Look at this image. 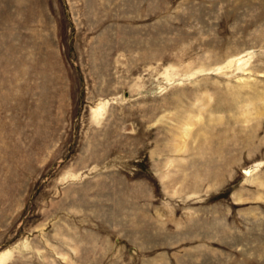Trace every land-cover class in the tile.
<instances>
[{"label":"rangeland","instance_id":"obj_1","mask_svg":"<svg viewBox=\"0 0 264 264\" xmlns=\"http://www.w3.org/2000/svg\"><path fill=\"white\" fill-rule=\"evenodd\" d=\"M0 264H264V0H0Z\"/></svg>","mask_w":264,"mask_h":264},{"label":"bare ground","instance_id":"obj_2","mask_svg":"<svg viewBox=\"0 0 264 264\" xmlns=\"http://www.w3.org/2000/svg\"><path fill=\"white\" fill-rule=\"evenodd\" d=\"M4 257H5L4 254L0 255V262L3 261Z\"/></svg>","mask_w":264,"mask_h":264}]
</instances>
